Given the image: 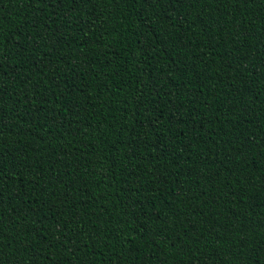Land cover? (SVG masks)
<instances>
[{
  "label": "trees",
  "instance_id": "obj_1",
  "mask_svg": "<svg viewBox=\"0 0 264 264\" xmlns=\"http://www.w3.org/2000/svg\"><path fill=\"white\" fill-rule=\"evenodd\" d=\"M262 247L264 0H0V264Z\"/></svg>",
  "mask_w": 264,
  "mask_h": 264
},
{
  "label": "snow or ice",
  "instance_id": "obj_2",
  "mask_svg": "<svg viewBox=\"0 0 264 264\" xmlns=\"http://www.w3.org/2000/svg\"><path fill=\"white\" fill-rule=\"evenodd\" d=\"M59 2H63V0H59ZM261 251H264V247H262ZM257 255H260V252H257Z\"/></svg>",
  "mask_w": 264,
  "mask_h": 264
}]
</instances>
